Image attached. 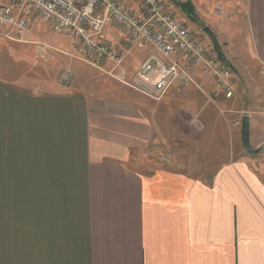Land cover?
I'll use <instances>...</instances> for the list:
<instances>
[{
	"label": "crops",
	"instance_id": "1",
	"mask_svg": "<svg viewBox=\"0 0 264 264\" xmlns=\"http://www.w3.org/2000/svg\"><path fill=\"white\" fill-rule=\"evenodd\" d=\"M247 11L255 19L229 39L241 46L240 123L264 116V0ZM47 24L34 18L21 41L0 33L10 52L0 54V264H264V125L250 140L255 155L231 134L220 153L204 150L202 165L164 166L155 151L182 139L186 123L166 106L211 116L201 101L221 92L214 79L188 65L194 84L148 98L108 74L111 60H81L78 44ZM102 40L129 76L149 52L115 25ZM35 42L49 54L38 57ZM73 59L86 69L71 71Z\"/></svg>",
	"mask_w": 264,
	"mask_h": 264
},
{
	"label": "built area",
	"instance_id": "2",
	"mask_svg": "<svg viewBox=\"0 0 264 264\" xmlns=\"http://www.w3.org/2000/svg\"><path fill=\"white\" fill-rule=\"evenodd\" d=\"M174 10L175 4L164 0H139L137 9L124 0H0V33L8 40L21 41L31 21L39 19L78 44L81 60L95 66L111 60L116 71L108 74L148 98L159 99L175 84H194L188 65L201 68L215 80L224 97L231 98V69L211 44L194 37ZM109 24L117 27L130 47L149 48L131 76L122 68L114 46L102 40L103 29ZM34 44L39 57L48 53L46 44ZM72 76L66 71L61 78L69 82Z\"/></svg>",
	"mask_w": 264,
	"mask_h": 264
},
{
	"label": "rangeland",
	"instance_id": "3",
	"mask_svg": "<svg viewBox=\"0 0 264 264\" xmlns=\"http://www.w3.org/2000/svg\"><path fill=\"white\" fill-rule=\"evenodd\" d=\"M174 1H188L189 4L192 5L194 14L191 18L195 17L196 21L190 19L188 14H185V12L179 6V10H177L175 16L178 19L182 18L181 20L193 32L194 37H196L198 40H204L206 43L211 44L207 34L204 33L203 30L204 27L210 28L211 31L216 35L224 55L227 57V59H229L230 62H232V64L236 65V67L233 65L235 71L231 70V77L229 78L228 82L230 83L234 92L231 98H225L221 92L217 91V89L216 91H210V93L212 94V99L208 97L201 102L205 109L208 106L207 110L211 112V116L204 115L206 114V112L200 115L194 108L190 109L188 107H182V105H180L179 107V104L176 105L174 102H169L168 106L166 107L170 111V118L172 119V121H175L176 119L178 120L180 118V115L184 116V121L186 120V123L183 125L177 124V126L181 127L180 131L183 132V136L180 140L176 139L174 141H170L167 145L168 147L166 146L163 147L164 149L156 150L155 152L158 153L154 155V159L164 166H176L177 163L180 164L181 160H184L186 158L190 163L195 160L193 166L202 165L204 164V159L206 158V156L203 155L204 150H210L209 152L212 153V156L215 153L214 151H219L220 153L221 150L225 147V144L228 143V137L229 135L231 136V134L233 135V141L235 140V142L239 143L241 150L245 152L243 146L241 145V123L239 117L240 115H242L241 111L245 109H243L244 107H241L239 100H236L235 98L236 94L239 95L240 93V78L242 79V72L239 67L242 60L241 46L239 42L231 43L229 39L233 38L234 35H237L239 40V33L242 29L243 24L245 23V20L251 17V12L249 11L248 13L247 11L249 0ZM255 14L256 13L254 11L252 14L254 15L252 16V18L254 19L256 16ZM47 25L49 26V24ZM53 35H56V33L51 34V37L54 38ZM224 37L228 38L224 39ZM5 43L7 42L4 39L0 38V54L4 52L10 53L8 47L5 46ZM73 49L75 50V52L78 51L77 48ZM48 50L49 51L45 56L49 54L51 49ZM34 52L37 55L35 48ZM53 53V57L57 60H60L61 57L64 58V56L57 54L56 52ZM133 53L139 54L136 50ZM18 54L20 55V53ZM247 62L248 64L252 63V61H250L249 59H247ZM70 66V70L77 74L79 73V70L81 71L86 69L84 66H82L81 62H79L78 59H73V62ZM87 68L88 70L90 69L89 66H87ZM208 77L210 81H213L211 80L212 78L209 75ZM154 109H156V106L154 107ZM160 110L161 109L159 108L158 111L161 112ZM261 111H264V109H262ZM214 113L219 118L217 122L214 119H210L212 118ZM187 120L189 123L188 126ZM173 125L176 126V124ZM263 125L264 116H261L259 113L257 115H252L249 121L250 140L255 139L257 135H259L260 126ZM258 155L261 154L259 153Z\"/></svg>",
	"mask_w": 264,
	"mask_h": 264
},
{
	"label": "water",
	"instance_id": "4",
	"mask_svg": "<svg viewBox=\"0 0 264 264\" xmlns=\"http://www.w3.org/2000/svg\"><path fill=\"white\" fill-rule=\"evenodd\" d=\"M203 30H204V33L207 34V36L211 42L213 51L215 52L217 57L222 61L223 64H225L227 66V68L229 67L231 70L235 71V68L232 65V63L224 55L222 48H221V45L218 42L216 35L208 27H204ZM240 139H241V144H242L245 152L248 153L249 155H255L261 150V147L253 148L250 144L249 120H248L247 115L243 116L242 120H241ZM263 147H264V145H263Z\"/></svg>",
	"mask_w": 264,
	"mask_h": 264
},
{
	"label": "trees",
	"instance_id": "5",
	"mask_svg": "<svg viewBox=\"0 0 264 264\" xmlns=\"http://www.w3.org/2000/svg\"><path fill=\"white\" fill-rule=\"evenodd\" d=\"M177 5L185 12V14L187 13L188 16L190 17V19H192L193 21H196V18H191L193 13V7L191 4H189V2L185 1V2H178Z\"/></svg>",
	"mask_w": 264,
	"mask_h": 264
}]
</instances>
